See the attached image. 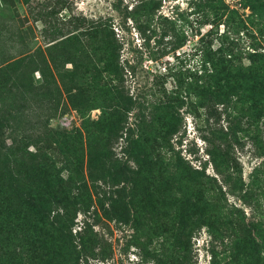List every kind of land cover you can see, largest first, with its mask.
<instances>
[{
	"label": "rangeland",
	"instance_id": "374dc122",
	"mask_svg": "<svg viewBox=\"0 0 264 264\" xmlns=\"http://www.w3.org/2000/svg\"><path fill=\"white\" fill-rule=\"evenodd\" d=\"M141 2L150 7L141 10L136 6ZM106 38L111 61L133 70L124 66L112 73L114 79L108 77L101 43ZM219 46L229 50L232 64L251 60L264 70V0H6L0 5L3 144L27 136L33 160L62 168L64 178L72 174L63 164L69 149L80 155L85 177L87 148L96 152L107 146L103 123H94L105 115L102 109L112 108L116 94L128 103L123 134L108 146L112 158L135 166L124 152L127 128L134 137H151L155 121L160 127L168 120L173 127L148 151L157 154L158 172H153L157 182L142 181L149 188L145 207L134 199L119 217L70 212L72 234L84 220L95 240L85 247L75 240L69 264H264L263 117L248 116L245 103L232 101L207 111L206 102L196 101L187 87L202 74L203 54ZM105 83L110 85L106 98L98 90ZM220 149L229 159L227 169L216 174L210 156ZM175 159L208 176L202 186L185 191L187 202L198 198L212 204L207 215L192 205L181 227L176 218L183 189L168 177ZM165 195L179 199L174 203L179 209L167 216L159 214ZM151 207L157 215H150ZM132 209L140 211L131 215Z\"/></svg>",
	"mask_w": 264,
	"mask_h": 264
},
{
	"label": "trees",
	"instance_id": "16d2710c",
	"mask_svg": "<svg viewBox=\"0 0 264 264\" xmlns=\"http://www.w3.org/2000/svg\"><path fill=\"white\" fill-rule=\"evenodd\" d=\"M204 1L220 3V0ZM139 4L136 6H140L141 10L150 7L147 3ZM259 5V1L255 3L258 8ZM216 16L217 12L214 17ZM137 29L140 30L141 26ZM101 43L105 56L104 71L110 79H114L111 78L112 73L121 72L124 66L133 70L134 66L126 62L118 64L114 60L111 61L112 48L108 46L107 38L101 39ZM225 54L228 57H225ZM200 66L202 74L187 83L196 101L202 99L203 104L206 102L207 111L211 109L212 104L218 102L245 103V113L252 118L263 117L264 126V70L259 65L249 60L244 66H236L231 63L229 50H222L219 46L203 54ZM66 72L72 74L73 65ZM99 89L105 98L106 95L110 96L108 83ZM115 98L117 101L113 103L112 108L102 109L105 115L102 114L94 123H103L107 146H101L96 152H90L87 148L85 177L80 175L82 164V161L78 160L80 155L69 149L64 150L63 164L66 165L64 169L72 171V174L64 178L61 175L62 168H56L42 160L37 162L33 160L35 153L26 148L27 136L18 134L20 136L11 137L7 144L0 140V264H69L76 252L74 251L76 246L73 244L75 240L76 244L83 247L95 240V234L84 220L82 227L72 234L73 222L70 212L78 211L85 214L92 211L94 216H98L99 213L106 217L115 215L119 217L126 214V210L129 211L128 205L131 208L134 199L139 202L137 205L140 208L145 207L144 202L148 201L146 194L149 188L142 181L153 178V182H157L153 172H158L154 168L157 154L152 157L148 151L150 148L153 151L156 140L171 133L173 127L168 120L160 127L155 121L149 128L152 134H147L151 137L140 135L134 137L132 130L127 128L123 136L126 144L124 152L128 157L131 156L130 159L135 166L138 165L134 169L135 166L130 167L116 157L112 158L108 151L110 141L123 134L121 131L124 121L122 111L125 110L123 104L128 103V98L122 94H116ZM228 159L226 149L212 152L210 162L216 174L221 173V168L227 169ZM171 167L173 171L168 173V177L174 179L184 190L180 192L183 198L179 203L181 211L177 213L176 218L181 227L185 223V211L192 205L201 208L200 215L210 213L209 208L212 207L210 202L205 200L199 203V199L194 198L195 200L188 203V195L185 192L190 190L193 184L202 186L200 181L208 176L180 159L173 160ZM224 177L227 180L228 175L224 173ZM68 182L70 185L66 186ZM118 194L127 195V199H118ZM160 198L163 209V214L160 212V215L167 216L170 209L179 206L174 204L179 199L172 195ZM137 211L140 209H132L131 215L133 213L135 215ZM149 211L150 215H157L153 207L149 208Z\"/></svg>",
	"mask_w": 264,
	"mask_h": 264
},
{
	"label": "built area",
	"instance_id": "2783aa9c",
	"mask_svg": "<svg viewBox=\"0 0 264 264\" xmlns=\"http://www.w3.org/2000/svg\"><path fill=\"white\" fill-rule=\"evenodd\" d=\"M2 1H3V0H0V5L2 4Z\"/></svg>",
	"mask_w": 264,
	"mask_h": 264
}]
</instances>
